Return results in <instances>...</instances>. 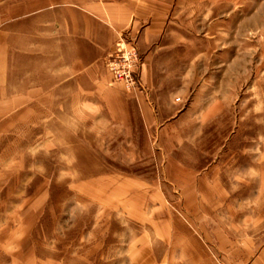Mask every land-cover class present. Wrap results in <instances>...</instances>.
<instances>
[{"label": "rangeland", "instance_id": "rangeland-1", "mask_svg": "<svg viewBox=\"0 0 264 264\" xmlns=\"http://www.w3.org/2000/svg\"><path fill=\"white\" fill-rule=\"evenodd\" d=\"M97 1L114 0H0L10 89L35 99L0 120V264H264V0H165L147 122L131 103L145 86L112 83L97 105L87 80H61L51 32L69 17L75 62L87 55L82 7ZM139 34L113 50L134 42L141 77Z\"/></svg>", "mask_w": 264, "mask_h": 264}, {"label": "crops", "instance_id": "crops-1", "mask_svg": "<svg viewBox=\"0 0 264 264\" xmlns=\"http://www.w3.org/2000/svg\"><path fill=\"white\" fill-rule=\"evenodd\" d=\"M140 13L137 9L129 6L123 0H114L107 2H90L86 7H82L87 14V26L83 41L87 43V55L78 56L76 62L74 54V27H72L69 17L65 18V32L60 34L51 32L56 41L66 47L65 87H71L72 80L79 77L87 80V104H109L107 94L112 87V76L105 66L104 59L107 54L114 49L115 42L120 33L126 29H131L132 34L139 32V49L142 54L141 77L145 92L135 93L131 103H134L139 111L140 118L143 121H150L158 114L154 111V105L157 103L155 97L156 83L154 82L156 56L163 48H167L169 43L164 41L165 35L169 34L171 25L170 10L173 4L170 1L163 0H143L141 1ZM158 4V5H157ZM176 9V8H175ZM147 16V17H145ZM36 18V17H35ZM56 19V18H55ZM17 20L25 22V15L18 16ZM56 19L55 21H57ZM50 19V23L54 24ZM59 21V20H58ZM10 21L3 19L0 26V120H6L10 117L11 104L33 103L35 99H26L25 87H18L17 93L10 89L11 79V33L7 27ZM60 23L64 21H59ZM18 35H20L18 33ZM25 35L21 33V44L18 45V51L21 55L26 53ZM58 35L60 36L58 39ZM57 43V42H56ZM170 46V45H169ZM75 63L81 66L75 69ZM24 73V71H22ZM24 78V77H23ZM52 78V76H51ZM57 79V76H53ZM56 86L57 83H55ZM62 86V85H61ZM21 88V91H20ZM85 101V100H84ZM39 102V101H38ZM2 248L4 245L2 244Z\"/></svg>", "mask_w": 264, "mask_h": 264}, {"label": "built area", "instance_id": "built-area-1", "mask_svg": "<svg viewBox=\"0 0 264 264\" xmlns=\"http://www.w3.org/2000/svg\"><path fill=\"white\" fill-rule=\"evenodd\" d=\"M115 48L104 59L105 66L112 76V83L123 85L127 91L143 89L139 75L141 59L136 44L121 38Z\"/></svg>", "mask_w": 264, "mask_h": 264}]
</instances>
